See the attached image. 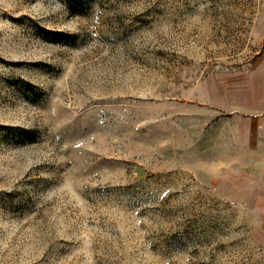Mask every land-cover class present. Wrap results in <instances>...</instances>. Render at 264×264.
<instances>
[{
  "label": "rangeland",
  "instance_id": "obj_1",
  "mask_svg": "<svg viewBox=\"0 0 264 264\" xmlns=\"http://www.w3.org/2000/svg\"><path fill=\"white\" fill-rule=\"evenodd\" d=\"M263 46L264 0H0V264H264L202 102Z\"/></svg>",
  "mask_w": 264,
  "mask_h": 264
},
{
  "label": "crops",
  "instance_id": "obj_2",
  "mask_svg": "<svg viewBox=\"0 0 264 264\" xmlns=\"http://www.w3.org/2000/svg\"><path fill=\"white\" fill-rule=\"evenodd\" d=\"M204 105L233 117L237 151L220 165L214 190L264 236V46L247 70L205 81Z\"/></svg>",
  "mask_w": 264,
  "mask_h": 264
}]
</instances>
